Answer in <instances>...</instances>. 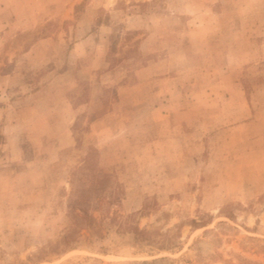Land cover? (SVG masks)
I'll return each mask as SVG.
<instances>
[{
	"label": "rangeland",
	"instance_id": "1",
	"mask_svg": "<svg viewBox=\"0 0 264 264\" xmlns=\"http://www.w3.org/2000/svg\"><path fill=\"white\" fill-rule=\"evenodd\" d=\"M0 264H264V0H0Z\"/></svg>",
	"mask_w": 264,
	"mask_h": 264
},
{
	"label": "trees",
	"instance_id": "2",
	"mask_svg": "<svg viewBox=\"0 0 264 264\" xmlns=\"http://www.w3.org/2000/svg\"><path fill=\"white\" fill-rule=\"evenodd\" d=\"M96 152L97 150L95 148H91L85 155L82 164L73 172L78 183L71 188L68 201L69 215L85 225H91L96 219V217L89 212L90 204L93 200L92 197L97 199V203H101L103 199H105V194L98 192V190H104L107 183H109L108 173L95 164L96 161L94 157L96 156ZM87 183L91 185L88 189L95 188V190H97L94 191V194L90 193V190L84 187Z\"/></svg>",
	"mask_w": 264,
	"mask_h": 264
}]
</instances>
